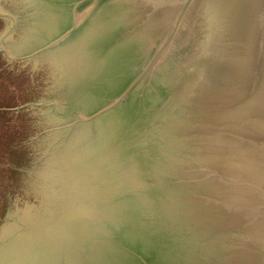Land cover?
I'll return each instance as SVG.
<instances>
[{"label": "water", "instance_id": "95a60500", "mask_svg": "<svg viewBox=\"0 0 264 264\" xmlns=\"http://www.w3.org/2000/svg\"><path fill=\"white\" fill-rule=\"evenodd\" d=\"M20 1L0 264H264V0Z\"/></svg>", "mask_w": 264, "mask_h": 264}, {"label": "trees", "instance_id": "16d2710c", "mask_svg": "<svg viewBox=\"0 0 264 264\" xmlns=\"http://www.w3.org/2000/svg\"><path fill=\"white\" fill-rule=\"evenodd\" d=\"M18 3L21 5V1H20V0H18ZM50 125L52 126L53 123L50 124ZM47 141H48L49 143H51V142L53 141L52 132H50V133L48 134ZM47 141H46V144H45V146H44V150L46 149ZM45 159H47V156H45ZM50 167H51V166H50V164H49V168H50ZM48 173H49V172H48ZM46 177H50V175H49V174H46L45 178H46ZM40 183H42V181H40ZM44 184H45V183H44ZM45 189H46V188H45ZM45 189H44L43 192H45Z\"/></svg>", "mask_w": 264, "mask_h": 264}, {"label": "flooded vegetation", "instance_id": "af4514ba", "mask_svg": "<svg viewBox=\"0 0 264 264\" xmlns=\"http://www.w3.org/2000/svg\"><path fill=\"white\" fill-rule=\"evenodd\" d=\"M28 10H30V9L28 8Z\"/></svg>", "mask_w": 264, "mask_h": 264}]
</instances>
